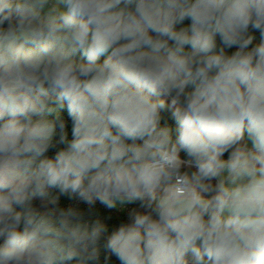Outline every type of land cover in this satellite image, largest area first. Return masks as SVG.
<instances>
[{
	"label": "clouds",
	"instance_id": "clouds-1",
	"mask_svg": "<svg viewBox=\"0 0 264 264\" xmlns=\"http://www.w3.org/2000/svg\"><path fill=\"white\" fill-rule=\"evenodd\" d=\"M112 257L264 264V0H0V264Z\"/></svg>",
	"mask_w": 264,
	"mask_h": 264
},
{
	"label": "trees",
	"instance_id": "trees-1",
	"mask_svg": "<svg viewBox=\"0 0 264 264\" xmlns=\"http://www.w3.org/2000/svg\"><path fill=\"white\" fill-rule=\"evenodd\" d=\"M185 25L189 24L190 21L186 20ZM183 26V25H182ZM255 40H259V33L255 32ZM217 42H218V46H219V38H217ZM256 43L253 41V45H251L250 47L254 46ZM236 49H226V53L227 54H231V52L235 51ZM103 58H101L102 60ZM61 115L62 117L65 119L66 121V131L68 132V136L69 139H71V121L67 116V112L66 110H61ZM162 116L164 117V119L162 120V124L167 122L172 128H173V135H175V123L174 121L171 119L170 113H162ZM56 139H58V135L57 137H55ZM62 147V145H61ZM37 205L39 204V202H35ZM73 202L67 200L66 198H61V205L62 206H69V204H71ZM137 205H127L126 208L124 210H120V209H115V210H108L105 209L102 205H100L99 203H97L95 205V208L93 209V212L96 216H99L100 218L104 219L107 223H109L110 225L116 226L121 222H126L127 220V212L128 210H130L132 207H136ZM80 208L84 209L85 211H87V206L86 205H79ZM103 255L104 253L102 252L101 255V261H103ZM109 264H119V262L115 259V257H112Z\"/></svg>",
	"mask_w": 264,
	"mask_h": 264
},
{
	"label": "rangeland",
	"instance_id": "rangeland-1",
	"mask_svg": "<svg viewBox=\"0 0 264 264\" xmlns=\"http://www.w3.org/2000/svg\"><path fill=\"white\" fill-rule=\"evenodd\" d=\"M254 42H255V43H258L259 40L256 39V40H254ZM125 208H126V206H125L124 208H118V209H120V210H124Z\"/></svg>",
	"mask_w": 264,
	"mask_h": 264
}]
</instances>
